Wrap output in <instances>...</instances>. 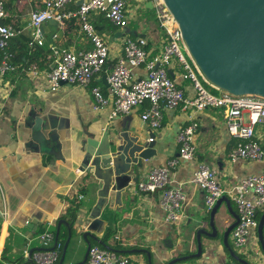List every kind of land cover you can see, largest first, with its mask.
Listing matches in <instances>:
<instances>
[{
  "label": "crops",
  "instance_id": "crops-1",
  "mask_svg": "<svg viewBox=\"0 0 264 264\" xmlns=\"http://www.w3.org/2000/svg\"><path fill=\"white\" fill-rule=\"evenodd\" d=\"M81 1L71 3L70 9L77 10ZM148 2L128 0V24L125 27L115 26L103 13H92V23L110 46V53L105 68L95 74L87 88L62 84L59 90H50L44 72L52 68V55L50 68L31 64L41 70L37 77L30 72L28 61L31 54L23 56L15 71L0 74V264H36L34 253L43 247L39 234L47 225L54 232L55 241L58 235L61 259L70 228L64 223L58 228L60 219L73 225V236L76 228L80 229L76 256L71 255L74 246L71 241L62 264L84 259L89 243L104 247L106 244L129 255L132 264H149L148 253L152 264H167L173 258L198 251L197 232L200 228L212 231L210 213L204 207L205 191L191 183L200 163L216 168L226 187H232L245 176L264 171V161L230 159L237 140L227 130L222 109H166L159 129L151 128L141 118L142 112L149 107L148 102L130 114L112 120L108 119L107 111L94 109L91 87L100 86L109 94V82L105 83L103 79L123 56L126 37H145L152 55L161 50L164 34L154 8ZM43 5V0H15L9 10L5 9L7 15L3 19L24 28L23 35L29 36L30 12ZM68 26L73 23L61 25L54 33V26L44 23L45 46L53 48L55 45L59 49L74 51L92 48L85 32ZM13 47L16 51L17 46ZM134 73L144 77L145 65L134 68ZM182 84L186 85V82ZM192 120L199 123L196 155L192 160L181 162L170 175L169 183V186L182 187L186 192L184 215L180 222H170L160 204V191L141 192L138 182L151 168L179 155L178 132ZM255 129L264 146V125L258 124ZM123 132H128L131 138L139 136L146 143L155 137L157 155L142 160L135 170L126 169L120 173L109 169L96 171L92 167L95 154L91 152L99 146H106L109 138L113 140L116 136L118 146L121 145L120 134ZM51 136L61 142V158L52 154L55 142ZM87 153L91 154L90 157ZM100 173H110L109 182L99 178ZM228 197L238 214L235 202ZM100 202L105 203L95 211ZM233 221V214L223 202L216 214L217 235L202 234V254L176 264L237 262L224 243V231ZM85 231H91L93 235L88 236V242L82 238ZM55 241L48 248H53ZM229 244L254 264H264L259 236L251 237L244 252L235 248L232 233Z\"/></svg>",
  "mask_w": 264,
  "mask_h": 264
},
{
  "label": "built area",
  "instance_id": "built-area-1",
  "mask_svg": "<svg viewBox=\"0 0 264 264\" xmlns=\"http://www.w3.org/2000/svg\"><path fill=\"white\" fill-rule=\"evenodd\" d=\"M75 0H43V7L30 12L31 42L42 46L46 35L44 23L55 19L61 25L65 20L77 16L81 30L86 33L92 48L74 51L53 46L56 66L44 72L50 90L57 91L61 85L73 84L83 88L91 86L96 73L102 71L110 53V46L92 23V13H103L112 24L125 27L128 24V0H84L77 10L70 9ZM153 3L156 20L164 34L161 50L151 54L148 40L144 37L124 39V53L109 71V94L100 86H92L93 107L96 111H107L108 119L130 114L148 102L149 107L141 114L142 120L153 129H159L166 109L201 111L206 108L222 109L229 134L236 138L230 159L237 161H264V146L256 134L255 126L264 125V97L259 95H236L209 83L191 56L184 41L178 21L174 18L165 0H144ZM5 5L0 1V18L6 17ZM24 32V28L12 24L0 25V74L14 71L11 54L7 52L10 40ZM56 36V35H55ZM145 65L146 75L138 77L134 68ZM33 76L41 74L36 64L30 68ZM182 82H186L182 84ZM214 88L215 90L208 87ZM188 84V85H187ZM199 123L192 120L177 135L179 155L165 164L153 167L144 179L138 182L141 192L160 191V204L170 222H180L187 200L182 187H171L170 175L183 160H192L196 155V134ZM151 137L149 140H154ZM191 183L205 191L204 207L209 214L217 200L223 195L235 202L239 222L232 230L235 248L244 252L252 236H258V214L264 210V171L248 175L232 187H226L218 170L207 163H200L194 171ZM0 235V239H1ZM42 248L34 253L36 264H59L61 244L48 248L55 241L50 226H43L39 234ZM83 264H132L131 257L101 245L90 248ZM227 264H239L229 262Z\"/></svg>",
  "mask_w": 264,
  "mask_h": 264
},
{
  "label": "water",
  "instance_id": "water-1",
  "mask_svg": "<svg viewBox=\"0 0 264 264\" xmlns=\"http://www.w3.org/2000/svg\"><path fill=\"white\" fill-rule=\"evenodd\" d=\"M83 2L84 0L80 4ZM165 2L179 23L191 56L209 83L236 95L253 94L264 97V0H165ZM148 4L153 8L152 2ZM47 23L54 26V33L61 26L55 19H49ZM0 25H5L3 18H0ZM55 66L56 61L52 64V68ZM103 80L107 83L106 77ZM120 137L123 139L121 145L118 146L116 136L113 140L109 138L106 146H99L95 150L96 153L91 152L95 154L92 167L96 171L109 169L120 173L126 169L135 170L140 167L142 160H149L157 155L154 140L146 143L139 136L131 138L128 132L121 133ZM51 138L55 142L52 154L55 158H61V142L57 137L51 136ZM91 154L87 153V157ZM110 173H100L98 177L103 178L107 183ZM223 202H226L234 217V221L224 231V243L238 263L254 264L233 250L229 244L230 234L239 222V215L234 212L232 202L226 195L217 200L210 212L209 225L212 231L205 228L198 230V251L191 255L173 258L167 264H176L202 254L201 235H217L216 214ZM104 203L100 202L94 210H100ZM62 223L69 226L70 232L59 264L63 263L71 241L74 245L71 255L76 256L80 234V229L76 228L73 236V225L65 219L59 220L58 228ZM88 236H93L91 231L83 232L82 238L87 242ZM258 236L264 252V212L259 219ZM57 244L58 235L53 248ZM91 246L89 243L84 259L73 264H83L88 258ZM105 247L112 249L106 244ZM148 256L149 264H152L149 253Z\"/></svg>",
  "mask_w": 264,
  "mask_h": 264
},
{
  "label": "trees",
  "instance_id": "trees-1",
  "mask_svg": "<svg viewBox=\"0 0 264 264\" xmlns=\"http://www.w3.org/2000/svg\"><path fill=\"white\" fill-rule=\"evenodd\" d=\"M2 1L5 3L4 0H2ZM14 1L15 0H8V2L5 3V9L9 10V8L12 6ZM74 5H75V3H74ZM5 21H6V18H5ZM70 23H73V26H68V27H73L75 29H81V22L77 16L76 17H70V18L65 20V25H69ZM6 24H12L16 27H20L19 25L13 23L11 20L6 21ZM23 33H25V32H23ZM23 33L13 37L10 40L9 46L7 48V52H9L12 55L11 58H12L13 63L16 65V68L18 66L17 64H19L18 62L20 60H23V56L28 57L30 54H31V58L28 61L30 66L32 63H37L39 68H43V67L50 68L49 67V64L51 63L50 55H52L53 59H54V52H53L52 46L51 45L45 46V44L42 46L35 45L31 42L32 41L31 40V33L29 34V36L28 35L24 36ZM13 46H17L16 51H15V49H13L14 48ZM53 46H55V45H53ZM1 54H2V52L0 50V55ZM11 72H13V71H11ZM205 84L208 87H210L211 89L215 90L214 88L209 86L207 83H205ZM72 213H73V211H72ZM260 217H261V215H258V219H260ZM241 256H243V255H241Z\"/></svg>",
  "mask_w": 264,
  "mask_h": 264
}]
</instances>
